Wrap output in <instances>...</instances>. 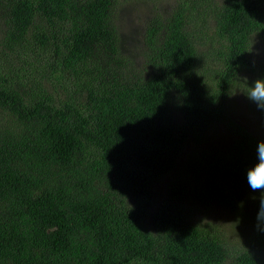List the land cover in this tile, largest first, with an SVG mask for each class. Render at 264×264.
<instances>
[{
    "label": "trees",
    "instance_id": "1",
    "mask_svg": "<svg viewBox=\"0 0 264 264\" xmlns=\"http://www.w3.org/2000/svg\"><path fill=\"white\" fill-rule=\"evenodd\" d=\"M116 7L0 0V264H264V231L235 251L188 207H232L229 178L248 187L264 136L226 102L241 89L264 125L245 98L264 77V0H177L135 52ZM212 125L232 144L188 169L197 189L177 183L151 211L152 184Z\"/></svg>",
    "mask_w": 264,
    "mask_h": 264
},
{
    "label": "rangeland",
    "instance_id": "2",
    "mask_svg": "<svg viewBox=\"0 0 264 264\" xmlns=\"http://www.w3.org/2000/svg\"><path fill=\"white\" fill-rule=\"evenodd\" d=\"M117 7L115 13L118 17V29L120 34L121 48L132 50L134 47L142 48V32L146 21L155 17L157 14L162 17L169 14L177 0H116ZM262 45H258L261 48ZM262 55V54H261ZM141 56L136 58L140 61ZM140 66V64H138ZM242 85L247 81L240 79ZM237 92L235 97H229L226 102V110L229 115L255 136H264V125L258 119L256 113L248 107L247 101H244L241 89L232 90ZM230 95V96H231ZM172 115L177 117V113ZM234 140V137L227 132L222 125L207 126L203 129L194 130L185 146L176 160L174 169L154 182L151 186L152 204L151 211L158 206L168 195L169 189L175 185L187 182L190 188H198L192 182L191 173L188 169L199 161V158L206 150L226 149ZM187 180V181H186ZM227 186H230L234 203L231 206H220L211 204L206 208L199 204L194 205V199L188 203L192 220L195 222L210 223L215 225L223 238L226 240L228 248L240 250L246 246L256 225V200L252 199L255 193H252L248 187L241 181L229 178ZM148 218L143 221L144 226H148Z\"/></svg>",
    "mask_w": 264,
    "mask_h": 264
},
{
    "label": "clouds",
    "instance_id": "3",
    "mask_svg": "<svg viewBox=\"0 0 264 264\" xmlns=\"http://www.w3.org/2000/svg\"><path fill=\"white\" fill-rule=\"evenodd\" d=\"M245 79L248 78L245 77ZM236 95L238 93L233 92L230 98ZM245 98L255 105L257 111L264 113V77H258L248 84ZM245 178L250 191L259 193L258 197H252V199L258 201L255 227L260 231H264V139L257 141L255 161L246 168Z\"/></svg>",
    "mask_w": 264,
    "mask_h": 264
}]
</instances>
